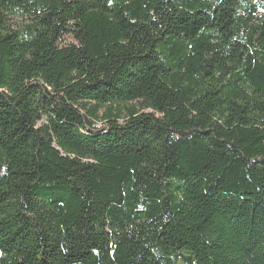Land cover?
Segmentation results:
<instances>
[{"label": "trees", "instance_id": "trees-1", "mask_svg": "<svg viewBox=\"0 0 264 264\" xmlns=\"http://www.w3.org/2000/svg\"><path fill=\"white\" fill-rule=\"evenodd\" d=\"M0 264H264V0H0Z\"/></svg>", "mask_w": 264, "mask_h": 264}, {"label": "rangeland", "instance_id": "rangeland-1", "mask_svg": "<svg viewBox=\"0 0 264 264\" xmlns=\"http://www.w3.org/2000/svg\"><path fill=\"white\" fill-rule=\"evenodd\" d=\"M73 42V39L71 37H65L64 38V44H71Z\"/></svg>", "mask_w": 264, "mask_h": 264}]
</instances>
